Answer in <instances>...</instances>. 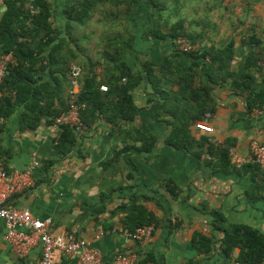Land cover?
<instances>
[{"label":"crops","instance_id":"0c3cea01","mask_svg":"<svg viewBox=\"0 0 264 264\" xmlns=\"http://www.w3.org/2000/svg\"><path fill=\"white\" fill-rule=\"evenodd\" d=\"M122 1H131L123 23L113 24L99 17L103 23L91 20L90 30L81 31L79 39L92 44L95 39L108 41L117 35L131 41L122 60L132 74L142 75L129 89L135 115L131 120L117 116V123L112 124L98 113L90 126L76 133L67 152L55 148L59 128L53 122L46 123L50 117L40 118L34 130L22 129L20 117L26 110L23 104L10 116L0 118V163L4 169L24 171L37 163L31 172L33 185L11 197L8 204L29 210L35 218L50 219L49 232L53 236L74 234L98 249L105 262L119 255H133L137 264H239V248L227 254L223 241L235 225L250 227L264 237V174L254 163L240 169L231 163L223 169L216 167L218 161L208 159L207 149L209 144L216 148L230 144L245 156L251 141L264 144V107L248 112L247 93L233 88L234 76L221 82L220 74H215L217 67L209 70L206 60L200 59L198 68H193L189 55L178 52L176 41L168 35V26L181 19L186 34L196 39L194 51L198 54L232 41L230 72L239 74L252 48L241 41L255 33L264 43V18L247 13V4L230 5L232 0H213L200 12L195 5L201 1L191 0L171 18H167L168 11L152 8L148 0ZM66 3L67 0H49V22L58 31L57 41L68 40L69 36ZM6 9L5 0H0V20ZM222 9L235 14L237 10L235 21L221 15ZM162 14L166 20L159 19ZM160 32L162 36L157 37ZM86 45L83 42L84 48L79 46L81 58L92 61L94 73L108 76L114 71L104 59L107 47L101 50ZM259 48L253 51L260 79H264V51ZM169 57L181 63V70L194 71L191 89H204L201 100L206 110L202 119H191L198 115L196 105L187 98L176 70L170 69L174 64L158 84L164 94L155 89V81L144 80L145 65H151L158 78ZM53 69L46 67L45 61L34 65L33 86L54 85L57 74ZM10 89L11 83L3 84L2 95ZM66 99L64 92L55 98L56 106ZM108 114L115 118L112 109ZM201 120L212 128V133L195 127ZM179 129L190 141L188 146L176 147L167 142L171 133ZM141 135L155 139L148 152L141 148L148 145ZM167 185L176 188L174 195ZM138 207L154 218L152 235L143 242L125 234L134 231L126 221ZM205 246L209 247L207 251L202 248ZM40 248V243L35 242L21 264L37 263ZM17 260L0 219V264H17ZM53 264H76V260L56 251Z\"/></svg>","mask_w":264,"mask_h":264},{"label":"trees","instance_id":"16d2710c","mask_svg":"<svg viewBox=\"0 0 264 264\" xmlns=\"http://www.w3.org/2000/svg\"><path fill=\"white\" fill-rule=\"evenodd\" d=\"M152 8L160 12L168 11V17L177 16L182 8V5L191 0H148ZM112 2L116 7H126L119 11V16H125L129 13L131 1L122 0H67L64 12L68 20L67 33L68 40H55L58 36V31L54 29L49 22L50 4L49 0H5L7 9L0 20V53L5 54L12 52L17 59V66L14 67L9 76L4 80L3 84L11 83V89L6 95L0 98V118L4 119L10 116L20 105L25 106L26 110L20 117L21 128L34 130L37 128L40 118L50 117L46 123L51 124L54 118L66 112L69 108L68 95L71 88L70 69L73 65H79L84 69L80 78V91L77 104L81 106L79 109V120L82 123L83 129L93 123L98 113L103 114L104 120L115 124L116 117L123 120H131L135 115L136 109L132 105L131 95L129 89L135 81H140L142 75L132 74L122 57L124 51L131 46V41L115 36L111 39L112 43H107L108 51L104 53L106 62L112 64L114 71L109 72L108 76H99L94 73V65L89 58L84 61L81 58L83 51H80L79 45L75 38L74 31L85 32L92 14L96 11L98 4H105ZM100 8V7H99ZM119 8V7H118ZM121 10V7H120ZM116 20H120L115 18ZM160 20H166L162 14ZM73 23V25H72ZM114 24V23H113ZM75 27V28H74ZM79 32V33H80ZM168 35L175 42L178 38H184L187 42L194 45L196 39L187 35L183 28V22L178 19L176 22L168 26ZM162 36L161 32L157 33V37ZM56 42V43H54ZM242 45L252 46L249 51L248 58L245 62L243 71L239 74L230 72V63L233 58V42L229 41L226 45L216 48L209 47L206 52L198 54L196 51L182 54L189 55L191 66L198 68L199 60H206L210 67H217L215 74H220L221 82H226L232 78L233 88L247 93L246 108L248 112L253 110H260L264 107V79H260L259 66L257 67L258 59L254 56L253 48L260 46V50L264 51V43L262 39L258 38L255 33L244 37L241 41ZM74 46V47H72ZM62 53L56 54L57 51L62 50ZM111 49V51H109ZM49 51L46 53V51ZM81 52V54H80ZM46 53V54H44ZM207 56V57H206ZM46 62V67L54 68L53 71L57 74L54 76V85L43 84L40 86H33L34 80L32 74L34 73L33 66ZM87 61H90L87 62ZM83 62V63H82ZM173 65L170 67V65ZM175 69V75L178 81L183 82L184 90H187V98L193 100L196 105L198 115L191 119H202L205 114V102L201 100L205 96L202 94L204 89H191V81L195 75L194 71L181 70V63L166 58L163 64L162 76L156 77L153 75L152 66H144V80L151 82L155 81V89L164 94L161 88H158L160 80L165 79L164 75L168 74L166 71ZM164 73V74H163ZM174 74V73H172ZM258 74V77H256ZM210 74H207L209 76ZM16 80V81H14ZM2 84V85H3ZM2 85L0 90L2 91ZM102 85L107 86L106 91H101ZM157 85V86H156ZM66 92V101H60L58 106L55 104V98L58 99L60 95ZM13 93V95H11ZM184 94V92H183ZM113 96L116 100L113 101ZM43 102V103H42ZM112 109L116 113L115 118L108 111ZM57 138L55 140V148L60 152H67L71 149L76 140V131L71 125H60ZM141 139L148 142L147 147H141L143 151L148 152L154 145L155 139L141 135ZM168 143L174 144L176 147L188 146L190 142L186 135L182 134L180 129L171 133ZM230 143V142H229ZM230 144H225L222 147H214L212 144L208 145L207 154L209 159L215 158L218 163L216 167L223 169L230 164L229 150ZM231 165V164H230ZM254 167L258 168L257 164ZM260 170V169H259ZM168 187V185H167ZM168 190L174 195L176 188L168 187ZM154 222L153 216L142 207L136 208L135 212L127 217L126 223L132 224L135 229L151 225ZM224 252L229 254L234 247L239 248L237 260L239 264H261L264 259V237L256 230L241 225L232 226L226 233L224 238ZM205 251L209 247H202Z\"/></svg>","mask_w":264,"mask_h":264},{"label":"built area","instance_id":"2783aa9c","mask_svg":"<svg viewBox=\"0 0 264 264\" xmlns=\"http://www.w3.org/2000/svg\"><path fill=\"white\" fill-rule=\"evenodd\" d=\"M175 41L178 50H181L182 53H188L196 49V46L190 44L184 38H178ZM17 63V59L12 52L0 53V87L11 70L17 66ZM82 73L81 66L73 65L71 67V88L68 95L69 108L53 119L54 126L71 125L76 132L83 129L82 123L78 119L81 106L77 104ZM100 90L106 91L107 88L101 86ZM1 97L2 91L0 90ZM195 127L204 133L213 132L205 120L197 122ZM229 156L230 163L234 168L240 169L248 163H254L264 174V144L251 141L247 155L242 156L235 148H231ZM35 165L37 163L33 162L24 171L12 170L7 172L0 163V219L4 223L6 241L11 251L18 258L17 264L22 263L35 242H39L41 247L39 260L35 264H53V256L56 251L60 252L63 257L74 258L76 264H137L133 255H119L113 261L105 262L98 249L90 247L85 240L78 238L76 235L66 233L63 236H53L49 232L50 219L35 218L29 210L9 205L8 202L11 197L33 185L31 172ZM153 229L154 227L151 224L137 227L134 231L125 234L136 242H143L151 237Z\"/></svg>","mask_w":264,"mask_h":264},{"label":"rangeland","instance_id":"374dc122","mask_svg":"<svg viewBox=\"0 0 264 264\" xmlns=\"http://www.w3.org/2000/svg\"><path fill=\"white\" fill-rule=\"evenodd\" d=\"M200 1L201 2H198V4L195 5V6H197V7H195V9L198 10V12H200V10L205 11L204 8H206L208 5H210L213 0H200ZM227 1H230V0H227ZM227 1H225V2H227ZM227 3H229V2H227ZM232 3H234L236 6H239L240 4H243V3L247 4V5H249V7H247L248 8L247 13L255 16L256 18L257 17L264 18V0H244L243 2L241 0H232V2H230L229 4L231 5ZM118 7H116L115 4L112 2H107L105 4H100V5L98 4L97 9L92 14L90 21L96 19L97 21L99 20L100 22L103 23L102 19H105V20H107V22H111L114 24L115 23H123L122 22L123 17L119 16L120 15L119 11L126 9V7H122V6H118ZM120 7H121V10H120ZM235 12H236V14H238L237 10ZM216 14H217V12H216ZM236 14L232 11H229V10H223V9L221 10V15L226 16L227 19H231L232 21H235ZM199 15H201V14H198V18H199ZM218 16H220V13L218 14ZM99 17H102V19ZM249 17H252V16H249ZM115 18L120 19V20L118 21ZM196 19H197V17H196ZM90 27L91 26L88 25L89 30H90ZM92 28H93V30L95 29L93 27V25H92ZM108 28H109V26H108ZM79 32H80L79 30L76 32V36L80 35ZM100 38H101V36H100ZM104 39L105 38L97 39V41L95 39V41H93V43L91 44L90 40H85V39L81 40L77 37L75 38V40H77L79 46H81L83 42H86L87 43L86 46L91 45L94 48H100L101 47V50L106 47L107 43H109V44L112 43L111 40L106 41ZM81 47L84 48V46H81ZM89 49H90V47H89ZM80 54H81V52H80ZM84 61H86V58L84 59Z\"/></svg>","mask_w":264,"mask_h":264}]
</instances>
